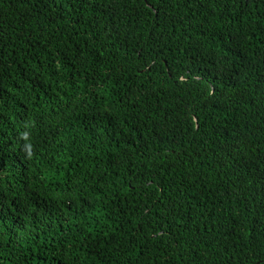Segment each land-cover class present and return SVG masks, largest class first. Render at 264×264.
<instances>
[{"label":"trees","instance_id":"trees-1","mask_svg":"<svg viewBox=\"0 0 264 264\" xmlns=\"http://www.w3.org/2000/svg\"><path fill=\"white\" fill-rule=\"evenodd\" d=\"M0 264H264V0H0Z\"/></svg>","mask_w":264,"mask_h":264},{"label":"water","instance_id":"water-1","mask_svg":"<svg viewBox=\"0 0 264 264\" xmlns=\"http://www.w3.org/2000/svg\"><path fill=\"white\" fill-rule=\"evenodd\" d=\"M146 2L148 1V0H145Z\"/></svg>","mask_w":264,"mask_h":264}]
</instances>
